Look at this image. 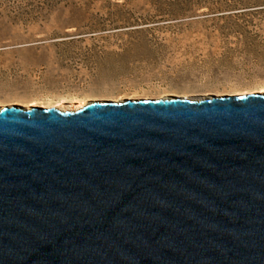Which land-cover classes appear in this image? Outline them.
I'll return each mask as SVG.
<instances>
[{
    "label": "water",
    "instance_id": "95a60500",
    "mask_svg": "<svg viewBox=\"0 0 264 264\" xmlns=\"http://www.w3.org/2000/svg\"><path fill=\"white\" fill-rule=\"evenodd\" d=\"M0 264H264V98L0 109Z\"/></svg>",
    "mask_w": 264,
    "mask_h": 264
},
{
    "label": "rangeland",
    "instance_id": "374dc122",
    "mask_svg": "<svg viewBox=\"0 0 264 264\" xmlns=\"http://www.w3.org/2000/svg\"><path fill=\"white\" fill-rule=\"evenodd\" d=\"M221 1L0 0V109L250 95L264 38L238 42ZM246 2L263 37L264 0Z\"/></svg>",
    "mask_w": 264,
    "mask_h": 264
},
{
    "label": "trees",
    "instance_id": "16d2710c",
    "mask_svg": "<svg viewBox=\"0 0 264 264\" xmlns=\"http://www.w3.org/2000/svg\"><path fill=\"white\" fill-rule=\"evenodd\" d=\"M185 1V0H183ZM195 1V0H194ZM199 3H201V0H198ZM209 1V0H204ZM204 2V3H205ZM215 8H212L208 10L209 15L210 14H216V13H220V12H233V11H239L237 13H233V14H229L228 16H232L234 18H236V20H240V18H243L240 21V25L238 26V29L235 32V38H237L238 42H250V44H255V41H257L259 38H264L260 37V34L257 33L258 29L260 31V28L257 26V24H253L252 20L250 21V14L251 16H253L254 14H257L256 10L252 11L253 13H250V11H244L247 9H250V4H248L246 2V0H223L221 2H215ZM176 7H180V6H184L183 2H179V3H175ZM224 7V8H223ZM220 10H224V11H220ZM176 10L173 11L172 14H167V13H163V16H167V17H188L189 15L186 13H180L177 12L175 13ZM207 15V14H206ZM248 18V19H247ZM256 29V30H255ZM264 31V30H262ZM103 52L101 51L100 54H102ZM248 79V78H247ZM246 82H250V80H245Z\"/></svg>",
    "mask_w": 264,
    "mask_h": 264
},
{
    "label": "bare ground",
    "instance_id": "6f19581e",
    "mask_svg": "<svg viewBox=\"0 0 264 264\" xmlns=\"http://www.w3.org/2000/svg\"><path fill=\"white\" fill-rule=\"evenodd\" d=\"M250 96H254V97H257V98H264V86L263 85H259L257 87V91L252 92L250 94ZM139 101L138 100H134V99H127L125 101L117 102V103H139ZM73 102H76V100H73L71 104H73ZM29 106H31V107H22V106H18L17 107L16 106V107H8V108H11V109H14V110H17V111H21V112H38L41 109H43V108H40V107H34L32 104L29 105ZM82 106H84V105L77 106V107L70 106L68 108L67 107H60V108H61V110L74 111V110H77V109L81 108ZM55 107H52V108H55ZM50 108H51V106H50ZM47 109H49V108H47Z\"/></svg>",
    "mask_w": 264,
    "mask_h": 264
}]
</instances>
